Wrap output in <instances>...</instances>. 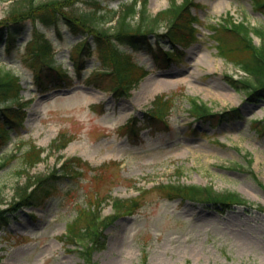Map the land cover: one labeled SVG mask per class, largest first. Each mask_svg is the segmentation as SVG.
I'll use <instances>...</instances> for the list:
<instances>
[{
    "label": "rangeland",
    "instance_id": "374dc122",
    "mask_svg": "<svg viewBox=\"0 0 264 264\" xmlns=\"http://www.w3.org/2000/svg\"><path fill=\"white\" fill-rule=\"evenodd\" d=\"M22 1L0 0V21L9 22L15 5ZM58 1L61 11L71 17L97 9L90 0ZM100 1L101 11L109 17L130 0ZM146 1L151 16L169 2ZM195 2L201 4L190 8L198 18V39L181 48L178 60L156 62L147 43L136 49L120 45L148 70L130 97L113 96L106 77L97 84L83 79L99 65L92 42L82 55L79 74L72 70L71 45L82 32L71 31L62 14L53 21L43 19L42 12H31L14 34L9 52L0 42V69L19 76L22 100H28L22 126L11 130L9 141L0 147V163L4 159L0 166V264H264V210L257 207L264 206V96L252 100L245 88L229 84L227 76L244 74L217 54L208 30L229 15L236 23L244 21L250 28L264 30V15L250 0ZM129 21L136 24L138 14ZM112 24L103 19L94 23L98 27ZM164 25H159V33L167 31ZM34 26L51 45L56 63L71 69L69 85L41 91L34 84V68L25 58L30 49L24 46ZM250 35L257 45L258 36L253 31ZM155 38L150 34L148 39ZM159 94L170 96L164 103L170 108L167 119L149 124L144 115ZM191 97L215 112H233L223 121H197L188 113ZM133 117L136 131L126 129ZM57 136L69 139L64 149L57 148L59 142L52 146ZM31 145L45 151L42 161L27 168L23 153ZM61 154L80 156L81 166L73 167L79 173L46 179L36 203L20 202L18 193L26 183L44 181L39 178L60 165ZM33 175L40 176L32 180ZM167 182L235 191L247 203L222 209L166 199L153 187ZM114 196L137 197V206L104 228L99 238L103 246L94 248L87 261L79 243L66 240L63 234L81 211L91 213L100 204L98 209L107 214ZM78 224L84 225L82 220Z\"/></svg>",
    "mask_w": 264,
    "mask_h": 264
},
{
    "label": "trees",
    "instance_id": "16d2710c",
    "mask_svg": "<svg viewBox=\"0 0 264 264\" xmlns=\"http://www.w3.org/2000/svg\"><path fill=\"white\" fill-rule=\"evenodd\" d=\"M90 1L97 9L91 12H79V17H71L61 11L62 8L60 5L58 6V0H41L39 2H35L34 0L25 2L23 0L22 3L15 5L13 12L16 13L8 20L9 22L0 21V42H3V47L9 52L10 47L14 43V34L19 33L21 24L26 22L31 12H42L43 19L45 20L56 19L57 15L62 14L68 20L73 32L80 31L86 33L82 39L76 42L71 55L75 73L79 74V68H82L83 64L82 55L89 51L90 43L92 42L98 51L99 65L97 68L99 69L93 70L92 74L86 75L83 79L86 82L97 84L95 81L97 82L100 78L106 77V87L111 90L115 97H121L129 95L130 89L137 85L147 70L143 64H139L131 56L127 47L122 49L120 45H129L136 49L141 46L142 42L147 43L148 46L153 45L148 47V49L156 60L158 58L160 60L162 57L163 59L174 60L180 56L176 45L187 47L197 40L198 28L193 25L197 21V17L191 14L189 8L190 6H199L200 4L193 0H183L180 3H177L176 0H169L168 6L153 16L147 13L146 1L142 0L140 4L141 8L137 10L139 15L136 24L129 21L136 13V0H131L129 3L124 4L115 24L105 28L94 25L95 20L111 19L115 11L112 10L111 16L108 17V13H103L100 9V0ZM250 1L255 10L264 14V0ZM25 4L28 5L26 6ZM21 5L22 7H20ZM164 20L170 23V32L166 34L167 36L164 35L168 38L174 49L162 54L161 49H159L160 47L155 52L153 49L159 41L151 43L148 36ZM231 24V28L226 27L223 23H219L216 26L211 25L209 29L213 31L212 36L215 40L218 54L239 64L253 76L252 81L247 79L246 81L239 82L238 80L231 79L229 82L235 89L245 88L248 91V96L254 100L258 96H264V43L258 46L254 45L251 41L250 31L263 36L264 30L250 28L243 21L238 23L231 22ZM29 40L24 45L26 49H30L25 54V58L30 59V64L34 68V84L41 91L69 85L72 81L71 73L64 67L57 66L54 56L50 53L51 45L43 37V34L34 31ZM22 89L23 87L17 74L10 70L0 69V147L9 141L11 130H16L22 126L25 117L24 107L28 102L27 100H22ZM160 97L157 98L159 99ZM161 101L165 102V99L162 97ZM161 101L158 100L157 102L161 103ZM190 104V111L197 114L201 120L217 118L219 121H223L229 116L228 114L211 112L210 107L194 98L190 99ZM145 118L150 121L149 123H152L153 120L162 117L159 114L156 115L155 112H151L146 114ZM126 128L135 130L133 123L127 125ZM58 138L61 140L60 147H64L67 143L66 141L69 140L64 139L63 136H58ZM42 152V148L31 145L23 153L24 166L27 168L32 167L41 161ZM81 161L80 157L67 159L59 168L53 169L49 176L39 178L40 180L44 179V181L26 183V187L18 194L20 202L36 203L38 198L44 193L46 179L50 182L61 176H71L79 173L73 167L74 165L81 166ZM3 164L4 159L1 160L0 166H3ZM34 185L36 186L29 190V187ZM154 188L160 191L166 199H188L203 204L216 205L222 209L231 207L234 204L247 203L245 198L239 193L234 191L217 192L211 185L167 182L159 183ZM115 206L119 212L99 222L104 227L112 222L118 214L134 210V207L137 206V200L136 198L115 200ZM257 207L260 210H264V207L261 205H257ZM88 210L81 211L75 219L68 223L66 233L71 238H79L86 241L87 244L83 245L80 250H82L83 256L87 260L90 258V254L94 248H101L103 246L102 239H99L102 232H99V226L95 223L96 211L92 209L93 211L88 213ZM2 217L5 218V215H2ZM79 220H82L84 225L78 224ZM142 261L144 262L145 258L142 257Z\"/></svg>",
    "mask_w": 264,
    "mask_h": 264
}]
</instances>
